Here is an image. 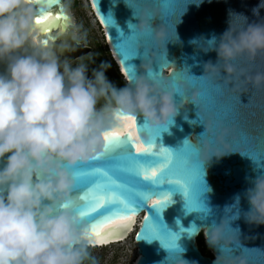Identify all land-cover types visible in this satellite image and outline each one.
Listing matches in <instances>:
<instances>
[{
	"label": "clouds",
	"instance_id": "obj_1",
	"mask_svg": "<svg viewBox=\"0 0 264 264\" xmlns=\"http://www.w3.org/2000/svg\"><path fill=\"white\" fill-rule=\"evenodd\" d=\"M202 2L191 4L199 6ZM124 3L131 8L125 0ZM48 6L46 0L38 4L0 0V264H96L87 227L71 208L64 207L73 199L75 181L71 169L104 153V134L120 127L117 114L135 119L139 114L145 121L144 128L160 135L161 130L167 131L174 124L181 105L188 99L178 84L171 80L162 83L160 75L152 76V70L141 76L134 73L130 83L117 89L105 75L110 67L106 62L92 69L89 77L85 65L72 67L50 49L40 48L35 19ZM261 9L264 0L252 9L255 22L229 11L228 29L219 38L197 42L201 51H215L217 62L205 64L204 75L189 76L203 79L210 71L225 82L243 76L254 89L264 88V72L248 75L241 67L245 59L251 63L264 56ZM236 18L242 20V27L233 26ZM139 20L138 25L132 24L130 35L121 33V44L140 37H159ZM170 41H178L176 30L174 39L164 34L165 50ZM168 63L165 57L159 67ZM174 94L181 97L180 104L174 101ZM101 98L106 103L98 110ZM190 102L197 107L195 98ZM200 123L205 129L203 136L208 126ZM136 125L133 131L139 138ZM164 148L170 153L178 150ZM212 156L220 157L213 154L209 160ZM248 157L259 174L248 180L250 186L243 193L248 211L241 212L240 194L224 209L230 210L228 228L233 232L239 229L230 224L241 216L249 225H264V159L258 162ZM187 211L202 213V220L211 214L203 203ZM190 230L195 234L199 229L193 225ZM224 233V219L219 225L213 222L208 226L206 242L215 247ZM182 251L177 248L174 252L188 264L181 258Z\"/></svg>",
	"mask_w": 264,
	"mask_h": 264
},
{
	"label": "water",
	"instance_id": "obj_2",
	"mask_svg": "<svg viewBox=\"0 0 264 264\" xmlns=\"http://www.w3.org/2000/svg\"><path fill=\"white\" fill-rule=\"evenodd\" d=\"M90 2L92 7L93 3L97 5L93 9L100 20L105 43L127 84L130 83V76L126 75V72L141 76L152 70L159 73L162 83L167 84L171 80L188 96L181 105L174 124L170 125L167 131L161 130L159 135L144 128L145 121L139 114L136 116V131L142 143L150 139L155 142L154 151H159L161 145L178 149L171 153L172 167L181 178L185 170L199 165L202 170V191L199 200L211 210V214L203 220L200 218L202 213L188 212L183 194L174 191V186L168 184L152 189L153 192H171L172 202L159 213L156 212L155 206L152 207V200L157 199V196L153 195L143 202L131 199L130 203L137 208L135 215H142L134 236L138 257L133 264H184L174 251L164 248L160 240L153 239L149 242L141 238L142 234L153 228H160L161 231L166 228L168 232L178 234L176 244L183 250L181 258L188 264H214V261L215 264H264V225H249L241 216L231 222L233 229H239V232H233L228 228L230 210L224 211L234 203L237 194L241 195V212L249 209L247 201L243 199V193L250 186L248 180L259 174V170L248 156L258 162L264 159V88L254 89L243 76L228 82L210 71L205 73L203 79L189 76L200 77L204 75L205 64L215 65L217 62L216 52L201 51L197 42L211 39L213 36L219 38L228 29L229 11L243 14L248 17L249 22L257 21L252 9L260 0H203L199 6L191 4L198 0H125L132 9L124 0ZM57 7L62 8L63 14L69 18L68 27L64 30L59 27L52 28L50 34L53 39L46 46L39 43L43 39L39 32L37 41L40 48L50 49L61 61L69 62L77 57L80 51L82 54L88 52L90 47L76 48L75 42L78 38L72 37L74 24L71 22L74 18L70 15L68 5L65 0H58V6L49 5L48 11H54ZM109 15L112 23H102L101 21L106 20ZM259 16L264 18V9L260 10ZM138 17L150 27L153 34L159 33V37H140L138 41L121 44V33L124 36L130 35L131 29L128 25H138ZM233 26L242 27V20L236 18ZM175 30L178 41L168 42L165 50L163 36L168 33L174 39ZM81 45L83 46V43ZM165 57L169 63L160 68L159 65L164 63ZM122 61L124 70L121 67ZM128 66L131 67L127 68ZM241 67L248 75L264 72V56H258L251 63L245 59L241 61ZM196 93H199V96H196ZM193 98L197 107L190 102ZM173 99L177 104L181 103L178 94H174ZM200 122L208 126V131L203 136L201 134L205 129ZM185 139L188 140L183 145ZM129 152L135 155L130 148H120L111 153L110 163L99 160L80 165L104 167L113 178L125 179L127 174L122 171L121 166L124 163L123 157ZM224 153L227 154L222 155ZM240 153L248 156H242ZM213 154L222 156H212L209 160ZM2 166L0 164V167ZM132 183L134 187L142 189L147 182L139 180ZM86 185L87 182L84 187ZM205 188H210L211 191H205ZM82 191L83 188L80 191L73 190V197L82 194ZM190 195H194L191 190ZM134 218L130 227L123 231L119 238L127 235ZM223 219L225 233L221 242L215 247H210L205 239L213 258L203 255L197 245V238L201 234L205 238L208 235V226L213 222L219 225ZM193 225L199 230L189 235Z\"/></svg>",
	"mask_w": 264,
	"mask_h": 264
},
{
	"label": "snow or ice",
	"instance_id": "obj_3",
	"mask_svg": "<svg viewBox=\"0 0 264 264\" xmlns=\"http://www.w3.org/2000/svg\"><path fill=\"white\" fill-rule=\"evenodd\" d=\"M29 2L38 4L40 0H29ZM46 2L48 5L58 6V0H46ZM96 7L97 5L93 3V8ZM101 22L111 24V15ZM35 24L38 32L43 35L39 43L46 46L53 39L50 34L51 29L56 27L61 30L66 29L69 18L63 14L62 8L57 7L54 11L47 10L37 16ZM128 27L131 28L132 24ZM121 67L122 70L125 69L123 61ZM125 74L133 76L130 72ZM152 76L159 78L158 73L153 72ZM116 119L120 127L104 134V153L90 161L106 160L110 163L111 153L114 150L130 148L135 155L129 152L123 157L124 163L121 166L122 171L127 174L126 178L117 180L110 176L104 167H84L79 164L71 169L75 181L74 191H80L82 188L83 191L82 194L73 197L64 207L71 208L78 215L80 222L87 227V238L92 244H104L110 239L119 238L120 234L130 227L137 212V208L130 203L131 199L143 202L153 195L157 196V199L152 200V207H156L157 213L170 204L172 202L171 192L163 190L153 192L152 189L157 186L164 184L174 186L173 190L181 192L185 197L186 207L189 210L198 208L202 204L199 200V194L202 191V170L199 165L185 170L181 178L176 169L172 167V156L167 149L161 145L159 151H154L156 144L152 139L142 143L136 136L132 130L137 124L134 117L117 114ZM139 180L147 182L142 189L133 186L132 182ZM85 182H87L86 187H84ZM190 190L194 195H190ZM181 231L185 230L181 229ZM189 235H191V230H189ZM141 238L149 242L158 239L169 251H175L178 248L176 244L178 234L168 232L166 228L163 231L160 228H153L142 234Z\"/></svg>",
	"mask_w": 264,
	"mask_h": 264
},
{
	"label": "rangeland",
	"instance_id": "obj_4",
	"mask_svg": "<svg viewBox=\"0 0 264 264\" xmlns=\"http://www.w3.org/2000/svg\"><path fill=\"white\" fill-rule=\"evenodd\" d=\"M70 15L74 18V31L72 37L78 38L77 42L83 43L82 47H90L93 51H102L113 63V59L107 49L103 32L96 17L88 5L87 0H68L66 2ZM92 52L91 50H88ZM85 58L75 57L69 61L72 67L82 64ZM113 72L120 75L115 62L112 65ZM118 73V74H117ZM90 77V75H89ZM123 80L122 77H118ZM106 100L101 98L97 103V109L103 108ZM204 239V235L201 236ZM207 246V245H206ZM91 255L95 258L96 264H131L135 257L136 245L133 235H130L125 242L105 247L90 248ZM134 262V261H133Z\"/></svg>",
	"mask_w": 264,
	"mask_h": 264
},
{
	"label": "trees",
	"instance_id": "obj_5",
	"mask_svg": "<svg viewBox=\"0 0 264 264\" xmlns=\"http://www.w3.org/2000/svg\"><path fill=\"white\" fill-rule=\"evenodd\" d=\"M68 0H65L67 2ZM112 61V60H111ZM102 51L99 52V54H93L88 57H86L84 60H82V64L85 65L88 69V75L91 76L92 69L97 68L102 62H106L110 65V67L105 71V75L109 82H111L117 89L123 88L127 85L125 80H121L118 77H122L120 74L119 76L116 75V73L113 72L111 62ZM0 70H2V66H0ZM118 74V73H117ZM123 78V77H122ZM202 234L197 238V245L199 249L204 253L206 256H210L213 258L212 253L208 250L204 239H202Z\"/></svg>",
	"mask_w": 264,
	"mask_h": 264
},
{
	"label": "bare ground",
	"instance_id": "obj_6",
	"mask_svg": "<svg viewBox=\"0 0 264 264\" xmlns=\"http://www.w3.org/2000/svg\"><path fill=\"white\" fill-rule=\"evenodd\" d=\"M87 1H88V5H89V7H90V9H91V11H92L93 16L96 17V21L99 23L100 28H101V30H102L100 20H99V18L97 17L96 12L94 11V9H93V7H92V5H91L90 0H87ZM71 24H73V23L71 22ZM102 32H103V30H102ZM103 36H105V35H103ZM106 46H107V49H108V45H107V44H106ZM108 51H109V49H108ZM109 53H110V55H111V52H110V51H109ZM111 57H112V59H113L114 62H115V58H114L113 56H111ZM116 67H117L119 73L122 74V73H121V70H119V66H117V64H116ZM167 71H169V69H168ZM122 76H123V75H122ZM132 130H133V129H132ZM141 218H142V215H135L134 222H133L131 228L127 231V235H126V236H124V237H120V238H116V239H113V240H109L107 243H104V244H92L91 248L105 247V246H110V245H114V244L123 243V242H125V240H126L130 235H133V238H134L135 233H136V231H137V229H138V226H139V224H140ZM137 257H138V252H137V247H136L135 257L133 258V261H135ZM133 261H132L131 264L134 263Z\"/></svg>",
	"mask_w": 264,
	"mask_h": 264
},
{
	"label": "flooded vegetation",
	"instance_id": "obj_7",
	"mask_svg": "<svg viewBox=\"0 0 264 264\" xmlns=\"http://www.w3.org/2000/svg\"><path fill=\"white\" fill-rule=\"evenodd\" d=\"M75 46H76V48H78V49H79V48H81V49H82V48H84V49L88 48V47H82L81 43H78V42H75ZM84 49H83V50H84ZM89 49H90L92 52H89V51H88V52L82 54L81 51H80V53H77V54H78L77 58L80 57V58L82 59V58H86V57H88V56H90V55H93V54H97V53L99 54V51L97 52V51H93V49H91V48H89ZM100 109H101V108H100ZM201 252H202V251H201ZM202 253H203V252H202ZM203 255H204V253H203Z\"/></svg>",
	"mask_w": 264,
	"mask_h": 264
},
{
	"label": "built area",
	"instance_id": "obj_8",
	"mask_svg": "<svg viewBox=\"0 0 264 264\" xmlns=\"http://www.w3.org/2000/svg\"><path fill=\"white\" fill-rule=\"evenodd\" d=\"M167 71H165V73H166Z\"/></svg>",
	"mask_w": 264,
	"mask_h": 264
}]
</instances>
